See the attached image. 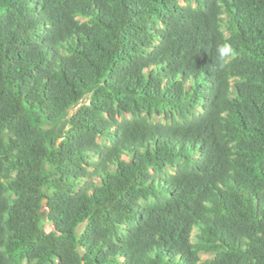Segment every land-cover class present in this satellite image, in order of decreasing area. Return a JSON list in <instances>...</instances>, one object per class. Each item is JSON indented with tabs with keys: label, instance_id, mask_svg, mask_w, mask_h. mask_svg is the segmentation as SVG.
Instances as JSON below:
<instances>
[{
	"label": "trees",
	"instance_id": "obj_1",
	"mask_svg": "<svg viewBox=\"0 0 264 264\" xmlns=\"http://www.w3.org/2000/svg\"><path fill=\"white\" fill-rule=\"evenodd\" d=\"M0 264H264V0H0Z\"/></svg>",
	"mask_w": 264,
	"mask_h": 264
},
{
	"label": "clouds",
	"instance_id": "obj_2",
	"mask_svg": "<svg viewBox=\"0 0 264 264\" xmlns=\"http://www.w3.org/2000/svg\"><path fill=\"white\" fill-rule=\"evenodd\" d=\"M228 50H229V46L228 45H220V46H218L217 54H218V56H219V58L221 60L224 59V57H225L226 53L228 52Z\"/></svg>",
	"mask_w": 264,
	"mask_h": 264
},
{
	"label": "rangeland",
	"instance_id": "obj_3",
	"mask_svg": "<svg viewBox=\"0 0 264 264\" xmlns=\"http://www.w3.org/2000/svg\"><path fill=\"white\" fill-rule=\"evenodd\" d=\"M45 222H46V229L48 230V231H51V230H53V226L48 222V220H47V218L45 219ZM83 228H84V225H82L80 228H79V232H81L82 230H83ZM196 235V232H195V234H194V236ZM211 257V255H209V254H204V255H202V258L205 260V259H208V258H210Z\"/></svg>",
	"mask_w": 264,
	"mask_h": 264
}]
</instances>
